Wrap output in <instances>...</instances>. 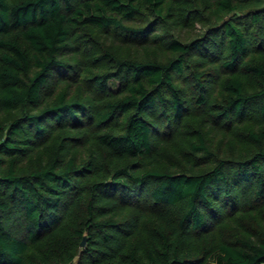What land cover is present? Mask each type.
Wrapping results in <instances>:
<instances>
[{
	"label": "trees",
	"instance_id": "trees-1",
	"mask_svg": "<svg viewBox=\"0 0 264 264\" xmlns=\"http://www.w3.org/2000/svg\"><path fill=\"white\" fill-rule=\"evenodd\" d=\"M0 264H264V0H0Z\"/></svg>",
	"mask_w": 264,
	"mask_h": 264
},
{
	"label": "rangeland",
	"instance_id": "rangeland-1",
	"mask_svg": "<svg viewBox=\"0 0 264 264\" xmlns=\"http://www.w3.org/2000/svg\"><path fill=\"white\" fill-rule=\"evenodd\" d=\"M93 41V40H92ZM91 41V42H92ZM90 42L87 41V47L85 51L86 53L84 55L88 56L86 57L87 59H89V56H94L95 54H98L99 52H101L103 49H105L104 47H110L111 50L117 54L118 56H124L127 54L128 50V46L123 45L122 42H120L119 40H114V41H110L106 44H97L96 42H92L91 44H89ZM104 45V47H103ZM119 80L116 78L112 81L109 82L108 84V92H113L117 89V87H119ZM71 91H74L76 96H80L81 91H79L78 88L72 87ZM189 119H187L186 122H184V127L186 130H184V132L179 133L178 134V138L176 140V142L174 144H172L171 146V151H166L164 150L163 152V158H164V162H163V168L164 169H171V170H188V167L186 166V164L184 163V159H188V153H187V148L189 147L191 141H194L193 139L196 136V131H195V126L193 127L191 124V121L189 123ZM218 141H224V143L226 144H222L223 146L221 147L218 142L217 144H215V148L219 149V151L222 153L224 151V147L227 146V148L230 146L231 149H229L230 153L233 152L234 149V144L231 143L232 140L230 139H218ZM239 148H242V146H239ZM241 150V149H240ZM189 171V170H188ZM147 195V193L145 194Z\"/></svg>",
	"mask_w": 264,
	"mask_h": 264
},
{
	"label": "water",
	"instance_id": "water-1",
	"mask_svg": "<svg viewBox=\"0 0 264 264\" xmlns=\"http://www.w3.org/2000/svg\"><path fill=\"white\" fill-rule=\"evenodd\" d=\"M84 243H85V236L83 237V239H82V241H81V243H80V246H83Z\"/></svg>",
	"mask_w": 264,
	"mask_h": 264
}]
</instances>
